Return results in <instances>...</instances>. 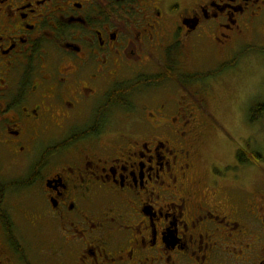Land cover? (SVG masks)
Instances as JSON below:
<instances>
[{"label":"flooded vegetation","instance_id":"1","mask_svg":"<svg viewBox=\"0 0 264 264\" xmlns=\"http://www.w3.org/2000/svg\"><path fill=\"white\" fill-rule=\"evenodd\" d=\"M262 27L264 0H0V264H264L197 64Z\"/></svg>","mask_w":264,"mask_h":264},{"label":"rangeland","instance_id":"2","mask_svg":"<svg viewBox=\"0 0 264 264\" xmlns=\"http://www.w3.org/2000/svg\"><path fill=\"white\" fill-rule=\"evenodd\" d=\"M202 59L197 64L214 73L209 100L220 119L218 131L207 134L202 151L208 160L228 164L226 172L234 173L236 164L242 187L256 194L264 188V34L248 35L223 62L208 54ZM238 152H243L244 162Z\"/></svg>","mask_w":264,"mask_h":264},{"label":"trees","instance_id":"3","mask_svg":"<svg viewBox=\"0 0 264 264\" xmlns=\"http://www.w3.org/2000/svg\"><path fill=\"white\" fill-rule=\"evenodd\" d=\"M239 159H240L242 162L245 161V159L243 158V152H240V153H239Z\"/></svg>","mask_w":264,"mask_h":264}]
</instances>
